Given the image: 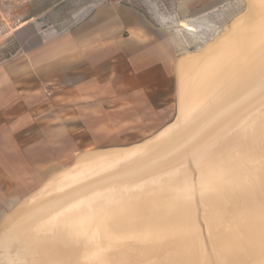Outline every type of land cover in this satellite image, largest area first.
Wrapping results in <instances>:
<instances>
[{"label":"bare ground","instance_id":"1","mask_svg":"<svg viewBox=\"0 0 264 264\" xmlns=\"http://www.w3.org/2000/svg\"><path fill=\"white\" fill-rule=\"evenodd\" d=\"M244 1L220 37L178 61L176 120L129 155L81 156L57 190L117 176L7 231L4 264H264V0Z\"/></svg>","mask_w":264,"mask_h":264},{"label":"crops","instance_id":"2","mask_svg":"<svg viewBox=\"0 0 264 264\" xmlns=\"http://www.w3.org/2000/svg\"><path fill=\"white\" fill-rule=\"evenodd\" d=\"M69 2L71 15L60 23L44 15L40 0H0V14L19 7L11 32L0 19L2 192L4 184L25 182L30 166L51 171L57 164L47 152L60 137L73 151L138 124L146 87L139 71L156 69L153 52L139 60L146 20L116 1Z\"/></svg>","mask_w":264,"mask_h":264},{"label":"rangeland","instance_id":"3","mask_svg":"<svg viewBox=\"0 0 264 264\" xmlns=\"http://www.w3.org/2000/svg\"><path fill=\"white\" fill-rule=\"evenodd\" d=\"M40 1L44 15L50 17L53 14L54 19L60 23L66 22L67 18L71 15L70 12L73 8L69 5L71 4L69 0ZM90 1L94 3L98 0ZM108 1H116L124 7L133 9L147 22L146 28L141 29V31L148 32L149 38L146 37L147 34H139V60L142 62L147 52L149 54L153 52L156 69L154 71H139L140 80H144L146 87L140 95L138 124H133L132 127H124L122 129V134L117 136L110 135L103 143H94L92 141L83 145L86 146V148L75 149L73 151L68 149L70 143L66 141L65 136H62L60 137L61 139L56 150L47 152L48 155H52L51 160L48 159V161L57 164L53 165L55 167L51 168V171H48L46 167L30 166L27 168L25 182H18L15 180L10 184H4V192L0 191V240L6 237L7 231L13 230L17 225H28L30 221L31 224L34 220L33 218L36 219L39 209L46 204H51L53 201H59L63 199V197L68 196L72 193L73 188L77 189L84 185V192L80 193V195H84L101 187L98 183L104 178L109 179L117 176V174L112 175L115 170L105 173L102 177L100 173L98 176L93 174L94 178L92 175V179H90V176L88 178V174H85V177L88 178H85L87 181L84 179V176H82L84 179L81 180L82 183L73 184L71 185L72 187H67L64 183V185L61 184L60 186L65 187L57 190L55 185L63 180L64 175L74 169L75 171L77 170L80 159L92 153H100L99 155H104L103 157H105V154H107L106 156L108 157L112 155L115 156L116 153H125L129 155L131 151L142 147L144 144L154 139L162 129L171 125L176 120L177 107L179 105L177 103L180 101V96L178 97L179 82L178 79H176L177 61L186 56L198 55L211 44V42H214L217 37H220V35L230 27L232 21L243 14L246 7L244 0ZM18 10L19 7L1 8L3 14H0V19L2 22L7 23L8 28L6 29H8L9 32L18 25ZM2 40L3 38L1 36L0 42ZM222 126L223 125H221V127ZM80 137L84 138L83 136H79V138ZM85 138H91V136H86ZM202 138H199L198 141H201L200 139ZM202 140H205V138ZM110 150L114 151L111 152ZM127 155H124L123 158L127 157ZM168 157H166L168 161L174 158L173 156H170L171 158ZM44 161L47 162V160ZM156 170L157 169L147 170V173H153V171L158 172V170ZM129 172L128 170H124L122 174H127ZM147 173L144 171L141 175H138L142 176ZM150 177H152V175ZM7 187H9V190ZM49 188L50 192H48V190V194L45 193L46 189ZM70 201L68 200V202ZM8 203L9 207H7ZM25 206H27V210L24 208ZM23 208L25 209V215L20 212ZM2 212L3 215H1ZM7 238L8 237L5 239ZM19 244H21L19 247L21 250L25 249V247H30L29 244L21 242H19ZM42 246L44 245H40V247ZM40 249L41 252L35 255H30V253L27 252L28 254L26 253L25 259H37L39 255L44 254L43 250H45V248ZM16 250L10 249L8 252L11 261L15 260L14 255ZM1 255L2 252L0 248V264H4V261L1 260ZM31 263L32 262L29 261V264Z\"/></svg>","mask_w":264,"mask_h":264},{"label":"water","instance_id":"4","mask_svg":"<svg viewBox=\"0 0 264 264\" xmlns=\"http://www.w3.org/2000/svg\"><path fill=\"white\" fill-rule=\"evenodd\" d=\"M160 139H161V138H160ZM184 148H186V146H185Z\"/></svg>","mask_w":264,"mask_h":264}]
</instances>
